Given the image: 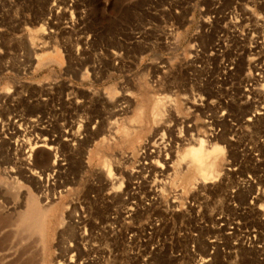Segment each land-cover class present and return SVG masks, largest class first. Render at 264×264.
Instances as JSON below:
<instances>
[{
  "label": "rangeland",
  "instance_id": "obj_1",
  "mask_svg": "<svg viewBox=\"0 0 264 264\" xmlns=\"http://www.w3.org/2000/svg\"><path fill=\"white\" fill-rule=\"evenodd\" d=\"M263 103L264 0H0V264H264Z\"/></svg>",
  "mask_w": 264,
  "mask_h": 264
},
{
  "label": "bare ground",
  "instance_id": "obj_2",
  "mask_svg": "<svg viewBox=\"0 0 264 264\" xmlns=\"http://www.w3.org/2000/svg\"><path fill=\"white\" fill-rule=\"evenodd\" d=\"M53 7L55 6V4H52ZM51 5V6H52ZM259 103V102H258ZM264 104V103H263ZM260 105V104H259ZM260 108L261 105H260ZM264 108V107H263ZM260 110V109H259ZM263 110V109H262ZM261 111V110H260ZM154 113L156 115H160L161 113V103L160 101L158 100L156 103H155V108H154ZM260 114V113H259ZM262 114V113H261ZM260 114V115H261ZM18 116V115H17ZM20 116V115H19ZM18 116V117H19ZM22 116V115H21ZM24 117V116H22ZM21 117V118H22ZM17 119V118H16ZM20 119V118H19ZM38 119V118H37ZM21 120V119H20ZM25 120V119H24ZM61 120V119H60ZM64 120V119H63ZM66 120V119H65ZM64 120V121H65ZM14 121V120H13ZM54 121V120H53ZM57 121V120H55ZM17 122V121H16ZM15 122V123H16ZM21 122V121H20ZM30 122V120H29ZM33 122H36L37 123V120H31V123ZM58 122V121H57ZM18 123V122H17ZM96 123V122H95ZM24 124V123H23ZM28 124V123H27ZM22 125V124H21ZM19 126V125H18ZM29 126V124H28ZM34 127V125H32ZM45 126V125H44ZM31 127V129L33 128ZM27 128V127H26ZM25 128V129H26ZM50 128V127H49ZM68 128V127H67ZM70 128V126H69ZM68 128V129H69ZM2 129V128H1ZM4 129V128H3ZM42 129V128H41ZM40 129V130H41ZM37 130H39V128H35V132H29L31 135L35 136L37 139L38 138V134H37ZM18 131H20L21 133L23 132V134H25V131L22 130V127H18ZM2 132V131H1ZM64 136H71L72 134L69 133V131H64ZM28 133V134H29ZM54 133V132H53ZM49 134L48 136H46V139L47 138H50V139H57V135L55 134ZM81 133V132H79ZM78 134V133H77ZM76 134V136H77ZM79 136V134H78ZM81 136V134H80ZM72 137V136H71ZM84 137V136H83ZM82 138V137H81ZM46 139H43V141L41 142L40 145L38 144H34L33 146H31L27 141H24L23 144H28L25 146L26 148V151H25V154H27V157L25 158L26 159V163L27 160H29V162L31 163V158L32 156L35 154L36 150L37 149H42L43 151L44 150H47V152L51 151L53 149L52 146H48L46 145L47 143L45 142ZM23 141V140H21ZM20 144V142H19ZM22 146V144H20ZM55 149V152L56 151H59L56 149V147H54ZM54 152V153H55ZM221 147L217 146L216 144L214 145H211V146H208L204 140L202 139H197L194 141V145L192 146H189L181 156H179V161H178V165H177V175H181L183 176L185 171L181 170L180 169V165H185L187 166L186 167V170H190V169H193L195 171V173L197 174L198 178L205 182L207 180H211V179H214L216 177V172H215V166H216V159L218 157V155H220L221 153ZM25 163V164H26ZM28 163V164H30ZM23 164V165H25ZM52 165H55V161L53 162ZM27 167V165L25 166ZM27 168H30V167H27ZM144 168V167H142ZM144 170V169H143ZM9 172H12V171H9ZM8 173V172H7ZM6 173V175H7ZM28 173L30 175H33L35 172H32L30 169H28ZM108 175H109V172H108ZM40 178V177H39ZM249 178V177H248ZM53 179V178H52ZM250 179V178H249ZM248 179V180H249ZM47 180V179H46ZM47 185V184H46ZM45 185V186H46ZM25 198V201H24V208L23 210H20L19 212H17V218H18V224L20 226H23V231L25 232L26 235H35L38 237L39 239V243H40V246H41V249L43 251V253L45 252V248H44V238H45V231H46V225H47V215H48V212H50V208H42L40 209V207L38 206V203H39V200H38V197L35 195V194H32V193H29ZM1 201V200H0ZM1 204V203H0ZM1 206V205H0ZM3 207V206H2ZM23 207V206H22ZM2 209V208H1ZM21 209V208H20ZM3 210V209H2ZM5 210V209H4ZM14 210V208H13ZM1 211V210H0ZM5 212V211H3ZM13 212V211H12ZM8 213V212H7ZM14 213V212H13ZM5 215V214H4ZM9 216V215H8ZM2 218V217H1ZM44 237V238H43Z\"/></svg>",
  "mask_w": 264,
  "mask_h": 264
}]
</instances>
